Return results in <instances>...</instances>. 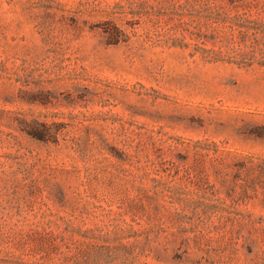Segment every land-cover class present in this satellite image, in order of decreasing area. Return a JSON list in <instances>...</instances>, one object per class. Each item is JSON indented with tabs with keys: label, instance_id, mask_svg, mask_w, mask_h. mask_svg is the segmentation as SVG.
<instances>
[{
	"label": "rangeland",
	"instance_id": "rangeland-1",
	"mask_svg": "<svg viewBox=\"0 0 264 264\" xmlns=\"http://www.w3.org/2000/svg\"><path fill=\"white\" fill-rule=\"evenodd\" d=\"M0 264H264V0H0Z\"/></svg>",
	"mask_w": 264,
	"mask_h": 264
},
{
	"label": "trees",
	"instance_id": "trees-1",
	"mask_svg": "<svg viewBox=\"0 0 264 264\" xmlns=\"http://www.w3.org/2000/svg\"><path fill=\"white\" fill-rule=\"evenodd\" d=\"M29 133H30L32 136L37 137V138H39V139H44V138H45V135H44L41 131H39V133H34V132H32V131H29Z\"/></svg>",
	"mask_w": 264,
	"mask_h": 264
}]
</instances>
